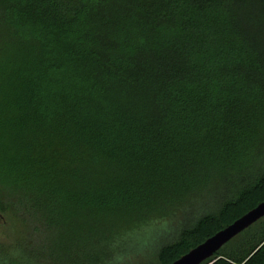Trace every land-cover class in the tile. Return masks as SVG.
Returning <instances> with one entry per match:
<instances>
[{"label": "trees", "instance_id": "16d2710c", "mask_svg": "<svg viewBox=\"0 0 264 264\" xmlns=\"http://www.w3.org/2000/svg\"><path fill=\"white\" fill-rule=\"evenodd\" d=\"M263 200L264 0H0V264H170Z\"/></svg>", "mask_w": 264, "mask_h": 264}, {"label": "water", "instance_id": "95a60500", "mask_svg": "<svg viewBox=\"0 0 264 264\" xmlns=\"http://www.w3.org/2000/svg\"><path fill=\"white\" fill-rule=\"evenodd\" d=\"M264 218V200L170 264H202L225 244Z\"/></svg>", "mask_w": 264, "mask_h": 264}, {"label": "rangeland", "instance_id": "374dc122", "mask_svg": "<svg viewBox=\"0 0 264 264\" xmlns=\"http://www.w3.org/2000/svg\"><path fill=\"white\" fill-rule=\"evenodd\" d=\"M160 229L157 230L159 234ZM22 223L12 212L0 211V248H8L21 236Z\"/></svg>", "mask_w": 264, "mask_h": 264}]
</instances>
